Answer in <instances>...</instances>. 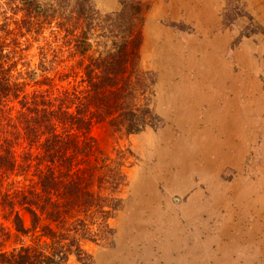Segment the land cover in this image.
<instances>
[{"label":"rangeland","instance_id":"obj_1","mask_svg":"<svg viewBox=\"0 0 264 264\" xmlns=\"http://www.w3.org/2000/svg\"><path fill=\"white\" fill-rule=\"evenodd\" d=\"M79 1L0 0V25L38 27L26 61L71 88L103 51L99 26L118 31L134 2L146 10L140 68L159 121L129 137L92 131L109 155L132 154L114 236L88 245L92 264H264V0H88L85 57L64 30Z\"/></svg>","mask_w":264,"mask_h":264},{"label":"trees","instance_id":"obj_2","mask_svg":"<svg viewBox=\"0 0 264 264\" xmlns=\"http://www.w3.org/2000/svg\"><path fill=\"white\" fill-rule=\"evenodd\" d=\"M88 4L79 1L64 29L83 57L95 32ZM145 14L134 2L116 15L127 20L118 31L99 26L103 51L87 57L81 83L71 88H56L43 74L51 70L26 61V35L38 27L0 25V264H92L88 245L113 238L132 154L109 155L92 131L100 125L129 137L157 126L140 68Z\"/></svg>","mask_w":264,"mask_h":264}]
</instances>
